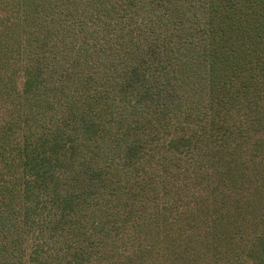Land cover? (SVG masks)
<instances>
[{"label": "trees", "instance_id": "16d2710c", "mask_svg": "<svg viewBox=\"0 0 264 264\" xmlns=\"http://www.w3.org/2000/svg\"><path fill=\"white\" fill-rule=\"evenodd\" d=\"M59 1L18 0L4 19L5 97L15 75L23 84L0 132V264H171L191 244L203 259L202 237L264 264L263 232L250 241L239 226L253 220L251 199L241 211L243 193L215 188L207 232L194 234L205 214H188L169 178L172 159L192 160L208 139L228 168L216 180L232 179L231 139L249 145L264 128V0H87L92 32L69 33L62 60L47 63L33 18ZM193 117L207 138L186 132Z\"/></svg>", "mask_w": 264, "mask_h": 264}, {"label": "rangeland", "instance_id": "374dc122", "mask_svg": "<svg viewBox=\"0 0 264 264\" xmlns=\"http://www.w3.org/2000/svg\"><path fill=\"white\" fill-rule=\"evenodd\" d=\"M17 1L0 0V53L4 40H6L4 35L6 32L4 31L8 28V23L4 19L6 16L12 14V12L16 13L15 10L17 6L13 8L14 4L12 3L15 2L19 4ZM93 7V5L87 4V0H61L56 3L55 7H53L54 10L51 13L49 10H44L39 13H37V11L33 18L36 22L33 29L36 36L41 40L43 36H46V43L42 40L41 44L38 45V42L36 41L35 46L32 48L33 51L35 52L38 49L39 54H45L49 59H46L47 63H49L50 60L51 62H59L62 60L61 51H63V48H61V46L66 40L72 41L74 38H71L72 35L69 33L74 31L79 32L80 34L81 32H92V21L98 20L96 8ZM92 16L94 18H92ZM56 18L60 22L56 21ZM80 18H84V22L82 20H78ZM100 19L102 20L103 17L101 16ZM116 19L117 18H112L111 22ZM3 65L4 63L0 59V67ZM13 65L14 67H17L19 63L17 61H13ZM12 71L13 67L11 70H0V74L8 76L12 73ZM14 78L15 80L11 81L13 99L5 97V94L3 93L5 89L0 81V132L5 130L6 123L14 116V113H12L13 110L16 112L20 108V98L18 93L22 92L23 82L21 77H18L17 75H15ZM259 116L260 115H258V120L260 122L263 119ZM184 120L185 119L183 117L179 118V121L184 122ZM190 120L192 122V126L185 129L186 132H199L200 134L206 136L204 138H207L208 129L205 122L198 121L194 117ZM151 130L155 129L153 128ZM252 132L253 137L250 139L249 145L246 143L248 139H231L233 146L238 143L241 144V146L238 147V157L231 159V165L234 166V170L231 171V174L232 172H235L232 174V179H229L228 176L227 179L223 178V180H216V173H219L221 170L227 171L228 168H226V165L222 163L221 159L219 161H215L216 159L210 158V141L208 139L204 141L208 145V151L206 146H203L200 151L197 150L194 152L192 160L191 157H187L186 154L180 152L178 155L181 154L182 157L172 159L173 162L171 163V169L169 170L171 176L169 178L175 180L174 185L172 186V188H174L173 191L181 189L178 190L180 194L187 196L185 198L190 200L188 214L197 216V218L202 216V213L205 214L197 222L194 221L191 223L192 228L194 229V234L197 230H199V228L202 230L203 234H206L207 232L208 223L206 221L213 216L212 212L216 209V198H220L222 195V191L216 193L214 191L215 188H224V192L226 191L227 193H229L228 188L237 189L236 192L240 194L238 196H241L243 193L245 199L242 202L244 205H242L241 211L245 208L244 202L248 199L252 200V211L250 212V217L253 220L248 219L247 215L243 214V220L239 221L240 229L244 230L243 234L245 235L244 237L246 240H257L258 234L261 232L264 234V196L259 193H255L256 191L264 192V128H260V131L257 129L256 132L252 129ZM245 134H247V132ZM249 134H247V136ZM257 142L259 144H257ZM7 156L9 158L14 157L12 155ZM161 159L163 165L170 164L168 157L167 160L165 159V156ZM165 193V190H161V194ZM202 238L205 239L204 242L206 245L203 259L201 256L200 258H197L196 256V254L202 255L200 252V246L197 244H191L189 251L184 258L173 260L171 261V264H258L256 259H248L245 254L241 257L236 256L234 258L233 250L228 246L226 240L217 242L216 244L207 237ZM238 242L241 241L238 240ZM208 244L210 245L209 248H212L211 251H209V248L207 247ZM214 244L217 245V256L215 255L212 247ZM241 247L242 245L237 248ZM242 249L244 248L242 247ZM224 254L227 257H229V255L232 257L227 258ZM145 264L152 263L147 261Z\"/></svg>", "mask_w": 264, "mask_h": 264}]
</instances>
